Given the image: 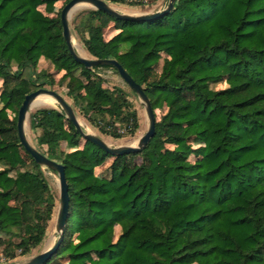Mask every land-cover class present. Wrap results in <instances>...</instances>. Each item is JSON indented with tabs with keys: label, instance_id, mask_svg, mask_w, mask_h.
<instances>
[{
	"label": "trees",
	"instance_id": "trees-1",
	"mask_svg": "<svg viewBox=\"0 0 264 264\" xmlns=\"http://www.w3.org/2000/svg\"><path fill=\"white\" fill-rule=\"evenodd\" d=\"M70 1L0 0L6 262L43 246L58 207L45 174L51 170L19 139L27 95L54 87L61 75L59 85L91 127L114 139L141 128L129 94L106 87L98 73L118 71L87 69L70 54L61 23ZM105 1L133 7L160 0ZM112 25L117 34L107 39ZM73 32L92 59L117 60L143 86L156 135L144 151L113 157L62 110L31 115L38 148L65 166L69 185L65 238L46 264H264V0H178L169 15L146 23L92 10ZM226 80L233 85L214 87ZM108 160L107 174H97Z\"/></svg>",
	"mask_w": 264,
	"mask_h": 264
},
{
	"label": "water",
	"instance_id": "water-1",
	"mask_svg": "<svg viewBox=\"0 0 264 264\" xmlns=\"http://www.w3.org/2000/svg\"><path fill=\"white\" fill-rule=\"evenodd\" d=\"M178 0H169L168 5L165 9L147 14L140 15H130L122 13L116 9H114L111 5H109L105 0H71L68 2L61 11V23L63 27V36L64 40L68 45V49L70 54L73 56L75 61L79 64L84 65L87 69H93L95 67H114L122 80L130 87L141 100L145 107L146 116L148 120V130L147 132L140 137L136 146L132 145H124L119 147H112L107 144L101 137L93 134L88 131V129H84L79 121V117L77 116L76 110L72 105H70L66 99L59 95L56 91L42 88L39 89L25 97V100L19 110L18 120H17V128L18 135L21 142V145L25 148V150L33 157L36 163L45 169H49L54 172L59 177V206L57 211L56 218V233L58 238L56 242L50 248L44 250L40 254L30 258L28 261L23 263H5V264H46L50 261L52 256L57 253L59 248L61 247L66 233L67 219L69 214V206H70V195H69V185L66 178L65 166L60 162L51 160L48 158L46 154L37 149L28 139L26 125L29 119V113L31 107L35 100L42 95H48L56 100L66 115L69 122L73 123L78 130L83 134L84 138L87 141L97 145L101 149H103L106 153L113 157L123 156L126 154H131L134 152H142L145 148L150 144L151 140L156 135V117L154 110L152 108V103L150 98L144 91L143 86L138 84L131 75L124 69V67L115 59H91L87 57H82L75 45L73 31L71 29V25L69 22V16L73 12V10L80 5H90L97 11H103L108 15L114 16L120 20L133 21V22H154L160 18H163L169 15L175 8V4Z\"/></svg>",
	"mask_w": 264,
	"mask_h": 264
},
{
	"label": "rangeland",
	"instance_id": "rangeland-1",
	"mask_svg": "<svg viewBox=\"0 0 264 264\" xmlns=\"http://www.w3.org/2000/svg\"><path fill=\"white\" fill-rule=\"evenodd\" d=\"M168 2H169V0H160L159 2L151 4V5L148 4L145 6H133V7L128 6V5L112 4L110 2H107V3L122 13H124V11H128L129 12L128 14L140 15V14L154 13V12L163 10L167 7ZM63 5H64V2H59V3L55 4L54 14L52 16H56V14L60 11V9L63 7ZM92 10H95V9L93 7H90L87 9H81V10L73 11L71 13V15L69 16V22H70L72 31L74 29V23L76 22V20L79 19V17L87 14L88 12H90ZM42 11H44L43 8H42ZM115 34H117V31L114 30V27L112 25L106 31V38L110 39ZM73 35H74V32H73ZM74 38L76 39L80 48L82 50H84V52L86 53V57L91 58L90 55L88 54V52L86 51L85 47L83 46V44L75 36H74ZM44 63L45 62H41L40 68L50 70V65L48 63H46V64H44ZM98 73L106 79V87H110V88L115 87V86L121 87L129 94V100L134 104L136 110L138 111V115L140 117L141 128L138 130V132L134 136H126L122 139H114L110 136L102 134L97 129L91 127V125L86 121V119H84L76 110L77 116L79 117L80 120H82L84 122L83 128L89 129L90 132H92L93 134L101 137L104 140H107L109 142V145L112 147H119V146L130 145V144L136 143L140 139V137H142L148 130V120H147L146 111H145V107H144L143 103L138 98L136 93H134V94L132 93L133 90L130 87H128V85L122 80L120 75L116 74L114 71L109 70V69H99ZM60 78H61V75L56 77L57 85H55L52 88L47 86L46 88L51 89V90H55L59 95L63 96L70 105H72V100L68 97V90L65 87H62L59 85ZM2 84H3V81H0V89L2 87ZM232 85H233L232 80L231 81L226 80L220 84H216L214 87L218 88V89H223V88L230 87ZM0 94H1V91H0ZM2 106L3 105L1 104V101H0V109L2 108ZM47 108H54L57 110H62L58 103H55L54 107H47ZM40 109H42V107H33V106L31 107V110L29 113V119H28V123H27V125L29 124V129L27 131V134L30 137L32 144L37 149H39L37 146V141H36L37 135L33 131V129L31 128V115L36 113ZM7 113L11 119L15 118L14 114H12L10 111H7ZM156 114H157V119L160 120L162 115H163V111L157 110ZM26 130H27V128H26ZM111 163H112V160H108V162L102 168H99L97 170V174H100V173L107 174L106 169ZM45 174H46V177H47L53 191L55 192V195H56L57 200H58V206H59V195H60L59 177L56 174H54L53 172L48 171V170H45ZM57 211H58V207H57ZM56 218H57V213H56V216L52 222L51 229L49 231V234H48V237H47L45 243L43 244V246H41L40 248L35 250L31 256L26 257V258H17L11 262H6L5 258L3 257V255L0 251V264L23 263V262L28 261L30 258H32V257L40 254L41 252H43L45 250V247H46L49 239L54 234L53 231L55 230ZM55 234H56V240H57L58 235L56 232H55Z\"/></svg>",
	"mask_w": 264,
	"mask_h": 264
},
{
	"label": "bare ground",
	"instance_id": "bare-ground-1",
	"mask_svg": "<svg viewBox=\"0 0 264 264\" xmlns=\"http://www.w3.org/2000/svg\"><path fill=\"white\" fill-rule=\"evenodd\" d=\"M90 7H91L90 5L84 4V5H80V6L76 7L73 11H77V10H81V9H87V8H90ZM114 9H115V8H114ZM116 10H117V9H116ZM124 13H125V14H128L129 12H128V11H124ZM130 15H134V14H130ZM135 16H136V15H135ZM73 43H74V45H75V48H76L77 51L79 52V54H80L82 57H86V53L84 52V50H82V49L80 48V46L78 45L76 39H74ZM55 103H56V100H55L54 98H52V97H50V96H48V95H42V96H39V97L35 100V102L33 103V107H42V108L54 107ZM79 121H80L81 125L83 126L84 122H83L82 120H80V119H79ZM27 123H28V121H27ZM26 128H27V131H28V129H29V124L26 125ZM88 131H89V129H88ZM27 136H28V134H27ZM28 139H29V141L32 143V141H31V139H30L29 136H28ZM103 140H104V139H103ZM104 141H105L107 144H109V142H108L107 140H104ZM138 141H139V140H138ZM138 141H137L136 143H134V144H130V145H132V146H136L137 143H138ZM55 232H56V229L53 231L54 234H53V235L51 236V238L49 239V241H48V243H47V245H46V247H45V250L48 249V248H50L51 246H53V244L56 242V234H55Z\"/></svg>",
	"mask_w": 264,
	"mask_h": 264
}]
</instances>
